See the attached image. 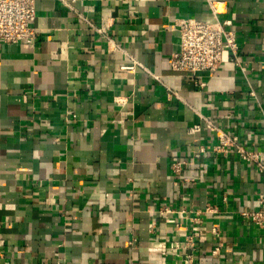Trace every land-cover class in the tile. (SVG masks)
<instances>
[{
	"label": "crops",
	"instance_id": "1",
	"mask_svg": "<svg viewBox=\"0 0 264 264\" xmlns=\"http://www.w3.org/2000/svg\"><path fill=\"white\" fill-rule=\"evenodd\" d=\"M209 1L36 0V40L0 41V264H182L195 225L192 264H264V229L244 214L264 175L190 147L217 141L200 113L264 149V0H219L245 71L176 73L173 26L209 17ZM101 17L117 46L92 28ZM207 204L218 211L198 214Z\"/></svg>",
	"mask_w": 264,
	"mask_h": 264
},
{
	"label": "built area",
	"instance_id": "2",
	"mask_svg": "<svg viewBox=\"0 0 264 264\" xmlns=\"http://www.w3.org/2000/svg\"><path fill=\"white\" fill-rule=\"evenodd\" d=\"M36 0H0V41L4 43H33L38 30L35 27L36 20ZM67 3L66 0H61ZM224 3L219 0L208 2L210 15L205 19L192 17H181L176 20L174 28L180 33L179 50L170 57L171 69L180 74L197 76L203 72L216 71L221 65L234 61L240 66L242 71L246 70L244 65H240L237 59H232L231 55L237 54V43L235 31L228 28L231 24L228 20H221L220 14L223 11ZM114 21L112 18L101 17L99 25L91 23L102 38L110 45L117 46L111 36V29ZM128 67L127 69H133ZM150 75L161 81V77L148 71ZM169 97L178 94L170 87L166 86ZM200 117L208 125L209 129L215 134L217 141L214 144L196 145L195 141L190 144L192 152L215 154H236L240 159L248 164H253L260 173L264 175V149H250L241 143L237 137L217 125L212 119L200 114ZM202 129L200 124L194 125L190 133L195 135ZM186 160H175L172 164V170L175 173L182 171ZM225 199V198H224ZM218 209L213 205H206L205 208L198 210V214L216 213ZM183 213V211H182ZM181 214V213H180ZM248 215L258 229H264V197L259 199L256 208L244 213ZM169 222L177 223L175 219L168 218ZM212 231L219 233L217 227L213 226ZM204 241L203 230L199 225L192 227L190 233L186 235L185 247H191L193 253L182 255V264H192L193 255L196 253V245ZM156 247L161 242H155ZM220 246L215 247L214 254H217Z\"/></svg>",
	"mask_w": 264,
	"mask_h": 264
}]
</instances>
